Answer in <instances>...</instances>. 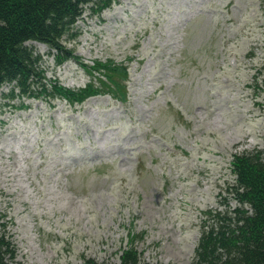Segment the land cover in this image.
I'll return each mask as SVG.
<instances>
[{
  "label": "rangeland",
  "instance_id": "obj_1",
  "mask_svg": "<svg viewBox=\"0 0 264 264\" xmlns=\"http://www.w3.org/2000/svg\"><path fill=\"white\" fill-rule=\"evenodd\" d=\"M94 2L61 39L78 61L25 45L42 59L34 95L96 94L0 87L9 263L120 264L132 234L139 264H191L205 213L239 206L233 157L264 152V0ZM96 61L125 69L119 90L81 65Z\"/></svg>",
  "mask_w": 264,
  "mask_h": 264
},
{
  "label": "trees",
  "instance_id": "obj_2",
  "mask_svg": "<svg viewBox=\"0 0 264 264\" xmlns=\"http://www.w3.org/2000/svg\"><path fill=\"white\" fill-rule=\"evenodd\" d=\"M112 1L95 0L94 4H101V8ZM89 2L92 0H0V87L14 84L12 97H61L70 104H79L96 94L98 90L91 85L80 91L53 85L51 90L41 88L34 95L30 85L33 80L40 83L43 79L39 67L42 59L25 45L33 41L47 46L56 66L70 59L78 61L61 39L64 35L75 36L72 30L81 8ZM81 65L88 73L103 74L106 82L101 83L110 92L121 88L119 80L125 69L99 61L91 67ZM230 166L236 178L227 189L239 206L231 212L205 213L209 224L202 230L191 264H264V152L235 155ZM133 242L134 236L129 234V245L120 256V264H139ZM14 258L13 245L0 231V264H10ZM83 264L97 263L87 259Z\"/></svg>",
  "mask_w": 264,
  "mask_h": 264
}]
</instances>
